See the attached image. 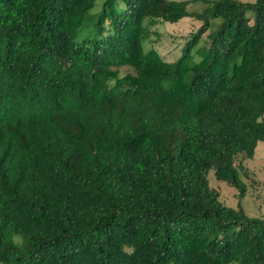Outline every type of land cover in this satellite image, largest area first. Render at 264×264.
I'll return each mask as SVG.
<instances>
[{
	"label": "trees",
	"instance_id": "trees-1",
	"mask_svg": "<svg viewBox=\"0 0 264 264\" xmlns=\"http://www.w3.org/2000/svg\"><path fill=\"white\" fill-rule=\"evenodd\" d=\"M96 1L0 0V264H264L207 176L240 201L264 143V0ZM182 17L174 60L142 50Z\"/></svg>",
	"mask_w": 264,
	"mask_h": 264
},
{
	"label": "rangeland",
	"instance_id": "rangeland-1",
	"mask_svg": "<svg viewBox=\"0 0 264 264\" xmlns=\"http://www.w3.org/2000/svg\"><path fill=\"white\" fill-rule=\"evenodd\" d=\"M97 0L96 2H99ZM179 1V0H177ZM188 11H199L203 7V0H186ZM243 2H252L253 0H240ZM249 17L250 12L246 13ZM149 17L143 19V24L148 23ZM200 25V21L192 17H182L177 21H153L148 24L149 35L147 39L141 41L143 51L153 48L164 61L171 62L174 60L180 51L184 41L187 40L191 33ZM205 32L197 43L196 47L208 45L209 38ZM193 61H197L198 56L191 53ZM131 72V69L126 66L119 68V74ZM264 120V117L262 118ZM246 170V175L241 171L240 177L246 185L245 195L240 199L237 198V191L225 184L223 181L214 179L212 171L208 172V185L218 193L219 200L230 207H235L237 202L240 203L244 213L251 217L264 216V195L262 191V183L264 182V143H258L255 152L251 159L237 158ZM236 161V162H237ZM16 242L19 240L17 236L13 237Z\"/></svg>",
	"mask_w": 264,
	"mask_h": 264
}]
</instances>
